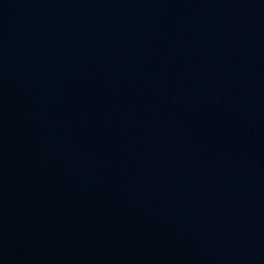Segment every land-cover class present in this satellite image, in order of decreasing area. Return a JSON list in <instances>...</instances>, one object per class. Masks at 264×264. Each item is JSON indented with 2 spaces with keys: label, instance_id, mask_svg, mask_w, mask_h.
I'll return each instance as SVG.
<instances>
[{
  "label": "water",
  "instance_id": "1",
  "mask_svg": "<svg viewBox=\"0 0 264 264\" xmlns=\"http://www.w3.org/2000/svg\"><path fill=\"white\" fill-rule=\"evenodd\" d=\"M0 264H264V0H0Z\"/></svg>",
  "mask_w": 264,
  "mask_h": 264
}]
</instances>
